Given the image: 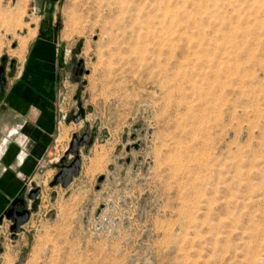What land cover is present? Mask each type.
Returning <instances> with one entry per match:
<instances>
[{"label":"rangeland","instance_id":"374dc122","mask_svg":"<svg viewBox=\"0 0 264 264\" xmlns=\"http://www.w3.org/2000/svg\"><path fill=\"white\" fill-rule=\"evenodd\" d=\"M52 56L99 136L0 264H264V0H0L6 80Z\"/></svg>","mask_w":264,"mask_h":264},{"label":"crops","instance_id":"0c3cea01","mask_svg":"<svg viewBox=\"0 0 264 264\" xmlns=\"http://www.w3.org/2000/svg\"><path fill=\"white\" fill-rule=\"evenodd\" d=\"M59 70L54 61L41 63L31 59L24 70L7 78L3 86L0 96V217L17 196L27 194L34 186H41L43 195V186L50 184L58 172L55 163L62 157L60 152L67 149V146L63 149V144L68 132L59 96ZM98 136L97 130L96 139ZM76 179L74 177L67 188L51 187V193L69 189Z\"/></svg>","mask_w":264,"mask_h":264},{"label":"water","instance_id":"95a60500","mask_svg":"<svg viewBox=\"0 0 264 264\" xmlns=\"http://www.w3.org/2000/svg\"><path fill=\"white\" fill-rule=\"evenodd\" d=\"M12 67H14V63H12ZM4 72L5 67L0 66V96L3 91V86L6 83ZM83 117L84 110H81L73 117V120L75 122H79ZM133 129H140V125L134 126ZM96 137L97 127L90 128L88 124L84 127L81 135H78L77 133L73 134L72 140L68 149L65 151V154L57 163H55V168H57L58 172L50 182V187L61 185L63 188H67L73 181L74 177H78L80 175L82 164L81 147H85V153H88L89 149L94 144ZM132 138L135 139L136 135L133 134ZM134 147L139 149L140 144L136 143L134 144ZM70 156H73L74 158L68 161V157ZM40 192L41 188L35 187L29 190L26 195L30 200L37 202ZM30 213L31 212L27 207L25 194H21L12 201L11 206L2 214L0 217V223H2L4 218H7L9 221H11V239H17L18 234L22 231L23 224L28 221Z\"/></svg>","mask_w":264,"mask_h":264},{"label":"flooded vegetation","instance_id":"af4514ba","mask_svg":"<svg viewBox=\"0 0 264 264\" xmlns=\"http://www.w3.org/2000/svg\"><path fill=\"white\" fill-rule=\"evenodd\" d=\"M12 68H14V67H12ZM5 70H6V68H5ZM5 73V72H4ZM20 209V208H19Z\"/></svg>","mask_w":264,"mask_h":264},{"label":"bare ground","instance_id":"6f19581e","mask_svg":"<svg viewBox=\"0 0 264 264\" xmlns=\"http://www.w3.org/2000/svg\"><path fill=\"white\" fill-rule=\"evenodd\" d=\"M22 53V52H21ZM21 55H23V53L21 54ZM22 57V56H21Z\"/></svg>","mask_w":264,"mask_h":264}]
</instances>
